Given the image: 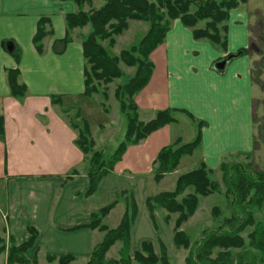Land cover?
I'll return each instance as SVG.
<instances>
[{
    "label": "crops",
    "instance_id": "crops-1",
    "mask_svg": "<svg viewBox=\"0 0 264 264\" xmlns=\"http://www.w3.org/2000/svg\"><path fill=\"white\" fill-rule=\"evenodd\" d=\"M232 11L225 23L224 48L204 39L195 40L191 29L179 20L172 21L163 42L151 53L150 80L132 101L139 119L146 116L144 122L165 110L172 112L175 122L136 146L130 144L113 170L99 180L94 194L88 196L89 157L82 153L76 140L86 122L93 150H99L91 118L107 115L108 99L104 100L101 94L83 95L86 60L81 47L84 34L79 33L86 27L67 30L66 14L77 12L71 1L0 0V115L4 118L0 137V206L5 209L4 229L9 238L20 243L28 238V229H33L37 238L31 253L38 249L37 254L42 252L45 260L60 256L88 260L103 237V233L84 227L90 215L102 208L92 206L90 199L103 194L115 196L116 200L117 195L127 192L137 207L130 233L131 252L148 241L157 255L159 239L164 247L171 243L172 238L160 233L157 213L152 221L145 201L153 181L155 158L163 148L181 139L170 133L171 127L178 125V116L187 118L188 113L197 123H204L197 149L199 162L204 165L209 162L218 168L226 159L244 162L248 155L257 154L253 150V92L258 86L251 78L255 59L250 53L248 29L252 15ZM43 18L47 20L44 29L48 33L39 52L33 38ZM234 25L240 26L241 34L236 44ZM17 52L19 57L14 55ZM237 52L242 54L228 61L223 70L216 68ZM10 70L18 71V83L26 88L21 98L11 96L7 84ZM73 70L75 77L69 74ZM99 95L105 103L95 102ZM105 124L96 123L99 130H104ZM117 200L119 203L103 219L104 222L120 209L116 227L127 202Z\"/></svg>",
    "mask_w": 264,
    "mask_h": 264
},
{
    "label": "trees",
    "instance_id": "trees-1",
    "mask_svg": "<svg viewBox=\"0 0 264 264\" xmlns=\"http://www.w3.org/2000/svg\"><path fill=\"white\" fill-rule=\"evenodd\" d=\"M58 1H71L77 7V12L65 16L68 31L75 28L82 29L86 25L90 26V31L81 44L82 54L88 65L84 69V96L91 97L101 94L106 100V93L100 91L99 86L107 85L121 76L118 64L122 63L125 66L136 68L134 76L114 90V98L118 103L119 111L126 116L127 124L124 141L113 155L104 159L102 152L93 150L94 143L86 122H83L82 130L78 134L77 146L82 153L91 154L88 161L91 170L87 176L89 180L87 195L90 196L96 191L99 180L112 171L121 160L128 145L136 144L152 132L175 122L172 112L168 110L157 112L153 120L148 123L139 122L137 106L132 101V98L148 84L153 69L149 56L163 42L169 29V24L158 15V10L164 9L169 20H179L184 27L192 29V36L195 40L204 39L224 48L226 38L223 23L226 22L230 11L236 9L240 4H245L247 0H220L219 2L207 0L203 3L200 0H153V3H148L147 0H102V5L97 9L91 8L93 0ZM85 5L89 7L88 10H83ZM192 7H195L193 11H191ZM144 19L149 23V29L138 44L128 50L121 51L117 57L110 56L101 43L108 40L109 45L113 46L114 37L125 31L128 21ZM203 20L206 22L205 28L194 29L198 22ZM46 21L44 18L39 21L33 38L39 52L42 50L41 41L48 33L44 29ZM259 26L260 23H258ZM222 28H224V36L221 37L222 32L219 29ZM248 29L252 48V35L255 31L253 26H249ZM14 55L19 57L18 52ZM263 69V63L260 65L253 63L251 78L252 82L264 93V80L260 78ZM18 76L17 70L7 72V84L11 96L14 98H21L26 93L25 86L18 83ZM186 115L193 119L190 114L186 113ZM254 123L258 133L254 137L253 150L256 151L260 144H264V101L263 116L259 124L254 116ZM203 125V122H198L197 134L192 142L181 144V141L177 140L172 146L165 147L159 152L152 164V178L155 182L162 179L163 175L176 170L184 157L191 156L198 149L201 144L200 131ZM3 133L4 118L0 115V137L3 136ZM221 169L227 182L226 192L233 199V217L230 221L224 222L223 227L219 230L204 234L191 255L185 259V264H254L253 251L260 254V262L264 264V227H254L255 229L247 237L248 248L234 253L237 249L245 247V241L239 236V233L245 227L255 225L251 214H247V218H244V207L247 205L251 209H259L264 203V174L257 170L250 171L240 165L229 168L222 165ZM207 170V167L202 163L199 168L177 178L174 192L146 198V209L152 221L156 206L171 214L178 213L179 218L175 225L174 236H172L175 246H187L185 237L177 229L193 215L197 206L195 195L205 197L217 191L216 185L209 181ZM253 175L256 176L255 180H253ZM189 188L193 189L194 195L185 196L178 203L176 198ZM119 198L127 200L124 203L125 211L118 226L109 229L103 224V219L119 203L117 200ZM136 215L137 207L133 196L127 192L117 195L116 200L90 215L89 222L84 227L103 233V237L91 252L88 264H106L105 256L116 243L121 245L118 258L115 262H107V264H132L133 262L137 264H170L164 247L158 256L153 251L152 243L148 241L142 242L139 250L131 252L130 233ZM36 238V232L33 229H28V238L22 241L18 248H11L8 256L9 263H16L17 259H19L18 263L27 262L26 255L35 248ZM216 249L219 252L212 257ZM37 252L38 249H35L32 259L37 256ZM46 260L48 262L57 261L58 264H70L74 258L60 256L58 258L47 257Z\"/></svg>",
    "mask_w": 264,
    "mask_h": 264
},
{
    "label": "rangeland",
    "instance_id": "rangeland-1",
    "mask_svg": "<svg viewBox=\"0 0 264 264\" xmlns=\"http://www.w3.org/2000/svg\"><path fill=\"white\" fill-rule=\"evenodd\" d=\"M200 1L203 3L207 0H200ZM214 1L219 2L220 0H214ZM147 2L153 3V0H147ZM102 3H103L102 0H93L91 8L97 9L102 5ZM88 9L89 7L87 5H85L83 8V10H88ZM194 9L195 7H192L191 11H193ZM232 12L250 13L252 15L250 18L251 19L250 25L254 27L255 33L254 35H252L253 37L252 42L254 44V48L250 50V53L254 55V59H255L254 63H257L258 65L262 63L264 64V20H263L264 0H247L245 4H240ZM157 13L162 17V20L164 22H167L169 24V28H170L172 21L174 20H169L164 9H159ZM205 23L206 22L204 20L198 22V24L194 27V29H204ZM225 23H223L224 27H225ZM258 23H260L259 27H258ZM234 26L236 32L234 35L235 39L233 40V43L236 44L241 34L239 30L240 26L237 25ZM84 27L86 28L85 29L82 28L83 30L79 34L81 33L82 35L84 34L83 37L85 38L90 31V26L86 25ZM148 29H149V23L146 21V19L137 20V21H128L127 28L125 29V31L114 37L115 43L113 46L109 45L108 40L103 41L101 44L106 48V51L110 56L117 57L121 51L128 50L130 47L137 45L138 42L142 39V37L147 33ZM223 29L224 28L219 29L222 32V34H220L221 37L224 36L225 33V31L223 33ZM218 46L221 47L220 45ZM151 55L152 54H150L149 59L151 58ZM87 67L88 65L86 64V68ZM117 67L120 70L121 76L119 78L114 79L111 83L107 85L101 84L99 86L100 91L102 92L105 91L106 93L107 96L106 101L108 99V101L105 104L107 109V115L102 116V118H99L97 115H94L91 118L93 138L98 145L97 147V149H99L98 152H101V150L103 151L102 156L104 159L110 158L113 155V153L116 151L118 146L121 143H123L124 134H125L124 131L126 129V124H127L126 116L119 111L118 103L114 98L113 95L114 90L116 89L117 86H121L125 84L129 79H131L134 76L136 70L135 67H128L123 65L122 63H119ZM69 74L70 76L73 77L76 76L75 70L69 72ZM260 78L261 80H264V69ZM253 93L256 97L255 105H254L255 107L254 116L256 117L257 123L259 124L263 116L264 93L256 86L254 88ZM100 96L101 95H99V97H95L94 99L95 102H97L98 104L104 102L103 100L102 102L100 101L101 100ZM178 117H180L178 118V125H173L170 129L171 130L170 133L171 135L181 137L182 140L178 138L174 142H172V144H170L169 146H172L177 140H180L181 144L190 143L194 140L197 134L198 126L196 127V125H198V123L194 119L190 117H189L190 119L188 117L186 118L184 115L183 116L179 115ZM145 118L146 116L142 115L141 119H139L138 117V121L142 123H148L149 121L153 120V118H151L149 121L144 122ZM190 120H192L194 124L196 123V125L194 126L192 124L193 122ZM101 121H105L106 123L105 128H103L104 130H99L96 125V123ZM79 130L81 131L82 129L80 128ZM156 131L152 132L145 139L141 141L146 140ZM255 134L256 135L258 134L256 129H255ZM138 143H136L134 146L138 145ZM128 147L129 145L127 146V148ZM255 152H257L255 156L254 154L250 156L248 155V157L245 158L244 162L243 160L226 159V161L223 162L218 168H216L215 164H211L208 162L207 165L209 169L207 168L208 169L207 175L209 181L216 185L217 191L205 197L195 195V197L197 198V206L193 215L190 216L177 229L185 237L187 241V246L186 247L177 246V245L175 246L174 243L172 244V241L170 240L171 243L167 246L168 247L167 249V247H164L161 239H159L160 252L161 249L164 247V250L166 251L168 258L170 259L169 261L170 264H185V259H187V257L191 255L195 246L198 244V242L201 240L204 234H206L207 232L219 230L220 228L223 227L224 222L230 221V219L233 217V199L226 192L227 182L225 181L221 166L223 165L226 168H229L230 166L240 165V166H244V168L249 169L250 171L257 170L263 172L264 174V144H260L256 149V151H254V153ZM88 157L90 159L91 154H88ZM199 159H200V153L198 152V150H196L191 156L184 157L181 160L179 166L173 172L163 175L162 179H160L157 182L151 180L148 188L149 190L147 193L148 197L174 192L176 189L175 184L177 178L181 175H184L192 170L199 168L202 165V163L199 162ZM175 171L176 173H174ZM252 177L253 180L256 179L255 175H253ZM190 194H193L192 188H189L186 191H184V193L181 196H178L176 198V201L180 203L185 196L188 197ZM114 197L115 196L96 194L90 199L89 202L95 208H100L113 201L115 199ZM244 208H245L243 212L244 218L245 219L247 218V214L249 215L251 214L255 225L251 227L247 226L244 228V230L241 231V233H239V236L245 241L246 245L244 243L245 247L243 246L244 248L237 249L235 252L233 251L234 253H238L240 251H243V249H247L248 248L247 237L249 236V234L256 227L259 228L264 227V203L259 209H251L250 206L247 205ZM119 210L120 209H117L111 216H109L107 219L104 220L103 222L104 225H106L109 229H113L116 227L117 225L116 219L119 215L120 212ZM156 213H157V217H156ZM4 215H5V209L3 208V206H0V264H58L57 261L48 262L47 260H45L42 252H39L37 256L34 259H32L33 253H31V251H29L26 255V257L28 258L27 262L18 263L19 259H17L16 263H9L8 256L11 248L12 247L18 248L21 242L16 243L15 241H13L12 238H9V236L7 235L6 229H4V219H5ZM154 216L157 218V222L159 224L158 227L160 228L159 230L161 235L163 237L164 236L168 237L169 239L172 238V236H174L175 233L174 229L177 219L179 218L178 213L171 214L166 212L164 209L160 208L159 206H156L154 210ZM98 241L99 240H96L95 244H97ZM118 246H120L119 243H117L114 247L110 248L109 252L105 256L106 264L107 262H115L117 260L118 251L120 249V247ZM156 251L158 252L157 255L160 256L157 245H156ZM217 252H219L218 249L214 250V254L212 257H214ZM252 254H253L252 258L254 264H262L260 262V254L257 253L256 251H253ZM70 264H88V260L83 258H78ZM132 264H137V263L133 262Z\"/></svg>",
    "mask_w": 264,
    "mask_h": 264
},
{
    "label": "water",
    "instance_id": "water-1",
    "mask_svg": "<svg viewBox=\"0 0 264 264\" xmlns=\"http://www.w3.org/2000/svg\"><path fill=\"white\" fill-rule=\"evenodd\" d=\"M241 54H242V52H237L236 54L229 55L225 60H223V62H221L219 65H216V68L218 70H223L228 61H230L231 59L237 58Z\"/></svg>",
    "mask_w": 264,
    "mask_h": 264
},
{
    "label": "flooded vegetation",
    "instance_id": "flooded-vegetation-1",
    "mask_svg": "<svg viewBox=\"0 0 264 264\" xmlns=\"http://www.w3.org/2000/svg\"><path fill=\"white\" fill-rule=\"evenodd\" d=\"M252 48H254V44H252Z\"/></svg>",
    "mask_w": 264,
    "mask_h": 264
}]
</instances>
